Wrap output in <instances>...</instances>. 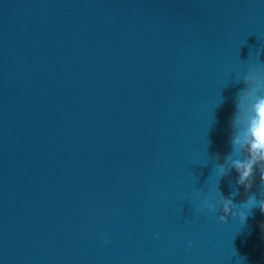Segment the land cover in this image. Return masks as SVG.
<instances>
[{"label":"water","instance_id":"1","mask_svg":"<svg viewBox=\"0 0 264 264\" xmlns=\"http://www.w3.org/2000/svg\"><path fill=\"white\" fill-rule=\"evenodd\" d=\"M262 99L264 0H0V264H264Z\"/></svg>","mask_w":264,"mask_h":264},{"label":"clouds","instance_id":"2","mask_svg":"<svg viewBox=\"0 0 264 264\" xmlns=\"http://www.w3.org/2000/svg\"><path fill=\"white\" fill-rule=\"evenodd\" d=\"M259 73L256 74V77L259 81ZM236 143H241L245 145V150L248 152V156L244 159L239 157L232 160V168L238 174L237 183L245 187L246 191L253 187L255 183L254 172L257 168H259L260 176V187L264 189V99L260 100V102L256 105V116L250 122V125L247 129V132L235 139L233 141V145ZM219 156V154H216ZM221 173L220 176H224L228 174V171L225 170L223 166L218 168ZM233 193L229 194L228 198H224L222 204L224 208L228 211L230 205H233V200L231 197ZM245 207L249 209V213H240L241 219L245 222L251 213V210L254 208H259L261 213H264V199L257 200L255 193H251L247 195V198L242 202ZM201 210L207 208L209 210L214 209V205L210 202V200L205 197L201 201ZM116 210L113 209V212Z\"/></svg>","mask_w":264,"mask_h":264}]
</instances>
